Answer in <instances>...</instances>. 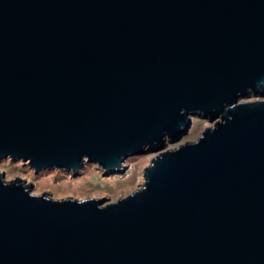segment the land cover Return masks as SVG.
Returning a JSON list of instances; mask_svg holds the SVG:
<instances>
[{
    "label": "water",
    "instance_id": "obj_1",
    "mask_svg": "<svg viewBox=\"0 0 264 264\" xmlns=\"http://www.w3.org/2000/svg\"><path fill=\"white\" fill-rule=\"evenodd\" d=\"M264 0H0V159L160 151L113 202L0 171V264H264Z\"/></svg>",
    "mask_w": 264,
    "mask_h": 264
},
{
    "label": "rangeland",
    "instance_id": "obj_2",
    "mask_svg": "<svg viewBox=\"0 0 264 264\" xmlns=\"http://www.w3.org/2000/svg\"><path fill=\"white\" fill-rule=\"evenodd\" d=\"M264 99V94L250 93L239 98V101ZM189 128L185 134L176 140H167L164 149L174 148L177 145L196 140L206 128L213 125V121L203 111L189 113ZM156 152H146L126 157L119 168L112 173H106L97 163H85L79 172L73 170L42 169L34 171L28 161L0 159V171L5 179H14L17 176L27 178L31 184V192L41 194L46 192L53 199L71 197L74 199L97 198L103 204L113 202L133 190L139 188L143 182V169L149 165ZM26 183V184H27Z\"/></svg>",
    "mask_w": 264,
    "mask_h": 264
},
{
    "label": "bare ground",
    "instance_id": "obj_3",
    "mask_svg": "<svg viewBox=\"0 0 264 264\" xmlns=\"http://www.w3.org/2000/svg\"><path fill=\"white\" fill-rule=\"evenodd\" d=\"M204 126L207 127V126H208V123H206ZM162 150H163V149H162ZM162 150H160V151H162ZM164 150H165V149H164ZM160 151H159V150H158V151H154V152H156L155 156L158 155V154L160 153ZM152 158H153V157H152ZM152 158H151V159H152ZM116 170H117V169H116ZM114 171H115V170H114ZM114 171H113V172H114ZM4 179H5V178H4ZM21 179H22L21 181H22L24 184L27 183V178H25V177H21ZM5 180H7V179H5ZM10 180H12V179H10ZM33 194H35V193H33Z\"/></svg>",
    "mask_w": 264,
    "mask_h": 264
}]
</instances>
